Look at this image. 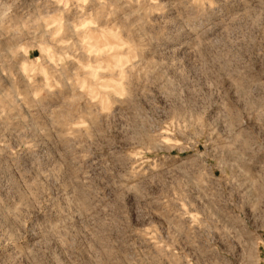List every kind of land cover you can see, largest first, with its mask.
Wrapping results in <instances>:
<instances>
[{
	"label": "clouds",
	"instance_id": "9594fccd",
	"mask_svg": "<svg viewBox=\"0 0 264 264\" xmlns=\"http://www.w3.org/2000/svg\"><path fill=\"white\" fill-rule=\"evenodd\" d=\"M0 264H264V0H0Z\"/></svg>",
	"mask_w": 264,
	"mask_h": 264
}]
</instances>
